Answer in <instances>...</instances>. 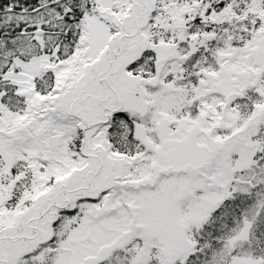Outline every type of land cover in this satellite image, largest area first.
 I'll return each instance as SVG.
<instances>
[{
  "label": "snow or ice",
  "instance_id": "1",
  "mask_svg": "<svg viewBox=\"0 0 264 264\" xmlns=\"http://www.w3.org/2000/svg\"><path fill=\"white\" fill-rule=\"evenodd\" d=\"M0 264H264V0H0Z\"/></svg>",
  "mask_w": 264,
  "mask_h": 264
}]
</instances>
